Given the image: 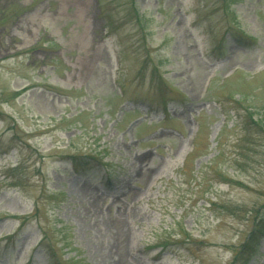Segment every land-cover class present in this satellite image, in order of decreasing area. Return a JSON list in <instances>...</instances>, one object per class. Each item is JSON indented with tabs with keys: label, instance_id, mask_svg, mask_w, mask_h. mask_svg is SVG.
I'll return each mask as SVG.
<instances>
[{
	"label": "rangeland",
	"instance_id": "obj_1",
	"mask_svg": "<svg viewBox=\"0 0 264 264\" xmlns=\"http://www.w3.org/2000/svg\"><path fill=\"white\" fill-rule=\"evenodd\" d=\"M257 220L264 0H0V264H264Z\"/></svg>",
	"mask_w": 264,
	"mask_h": 264
},
{
	"label": "trees",
	"instance_id": "obj_2",
	"mask_svg": "<svg viewBox=\"0 0 264 264\" xmlns=\"http://www.w3.org/2000/svg\"><path fill=\"white\" fill-rule=\"evenodd\" d=\"M6 10H8V9H6ZM6 10H3V11H1V12H6ZM109 27V26H108ZM239 31V30H238ZM241 33V32H240ZM239 33V34H240ZM241 36H245V34H243V33H241L240 34ZM246 38H248V39H250L251 40V38H249V37H247V36H245ZM167 102H164L163 103V109H162V113L167 117V112H166V107H167ZM255 126H257V127H259V123H258V120H255V121H253L252 122ZM199 126H200V124H199ZM243 128H245V126H243ZM195 148L196 147H194L193 146V151L195 150ZM207 151V150H206ZM205 154H208L207 152L205 153ZM217 156V155H216ZM215 156V157H216ZM258 221V220H257ZM259 223V225L258 226H256L254 229H252V231L249 233V237H248V239L246 240V243L245 244H247V243H249V242H252L253 240L255 241L259 236H264V220H261V222L260 221H258Z\"/></svg>",
	"mask_w": 264,
	"mask_h": 264
}]
</instances>
